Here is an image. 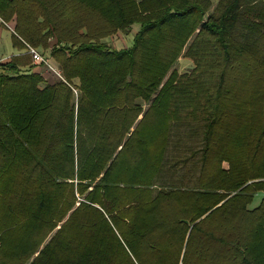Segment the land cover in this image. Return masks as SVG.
Instances as JSON below:
<instances>
[{
    "label": "trees",
    "instance_id": "16d2710c",
    "mask_svg": "<svg viewBox=\"0 0 264 264\" xmlns=\"http://www.w3.org/2000/svg\"><path fill=\"white\" fill-rule=\"evenodd\" d=\"M212 6L0 0L14 47L54 33L64 75L0 64V264H264V52L236 35L264 39V0ZM175 125L202 128L198 176L159 186Z\"/></svg>",
    "mask_w": 264,
    "mask_h": 264
},
{
    "label": "rangeland",
    "instance_id": "374dc122",
    "mask_svg": "<svg viewBox=\"0 0 264 264\" xmlns=\"http://www.w3.org/2000/svg\"><path fill=\"white\" fill-rule=\"evenodd\" d=\"M212 1V8L210 10V13H212L216 6L218 5L219 0H211ZM8 29L12 30L13 33L15 28V23H4ZM140 26L139 25H133L130 32L127 34L124 32H118L113 36H109L106 39H103L102 42L106 43L109 48L114 50H120V49H129L134 44V36L138 32ZM241 33H244L246 35H249L251 38L255 39V44L260 49L261 52H264V39L260 37H252L250 35V31L246 29H238L236 31V35L240 40H244V38L241 36ZM11 35V34H10ZM12 37V36H11ZM49 48L48 50H45V52L42 51V49H37L40 53L45 55V58L47 59L48 63L53 67V69L60 75L57 76L54 72L49 70V67L45 65H39L34 64L37 66L42 67V71H48V73L52 74L59 78V80H64V75L62 68L59 66V64L53 59L49 57V52L57 46V38L55 37V34L53 33V36L48 41ZM70 47V44H69ZM10 49H13L12 44L10 42L9 45ZM18 51L22 50L19 48H14ZM12 52V51H11ZM17 52V51H16ZM6 54H10V51ZM47 56V57H46ZM194 67V63L192 60L181 57L176 64L173 66V70H177L180 74L190 71ZM54 78V77H53ZM54 81V79L51 78V81ZM75 82L78 84L79 80H75ZM75 89V88H74ZM78 89L74 90L75 95V103L78 102V96H79ZM143 104V103H142ZM203 143V134H202V128L201 126H174L172 130V144L167 154V161L164 166V172L159 180V186H168L172 181H178L180 179L186 180L184 183H190L191 185L196 183V178L198 176V169L199 167L197 165L193 166L192 157L194 155L193 150H199ZM184 161H187V163H184ZM263 193L259 192L256 194L252 204L250 205V209H254L258 207L262 201ZM39 253L36 254L38 256ZM33 261V258L28 262L30 264Z\"/></svg>",
    "mask_w": 264,
    "mask_h": 264
},
{
    "label": "crops",
    "instance_id": "0c3cea01",
    "mask_svg": "<svg viewBox=\"0 0 264 264\" xmlns=\"http://www.w3.org/2000/svg\"><path fill=\"white\" fill-rule=\"evenodd\" d=\"M11 36H13V31L8 29V27H6L5 25H3L0 20V64L10 63L11 60L16 57H24L28 55L30 56L28 52V47L20 51H18L17 49H14L16 47H14L13 45ZM10 42L12 44L13 49L9 48ZM9 51H10V54H6ZM41 68L42 67L35 65L33 62L27 67H25L26 70H32L33 72H39ZM46 77L49 79L52 78L51 75L47 71H46ZM147 108H148V104L143 103V109L146 110Z\"/></svg>",
    "mask_w": 264,
    "mask_h": 264
},
{
    "label": "built area",
    "instance_id": "2783aa9c",
    "mask_svg": "<svg viewBox=\"0 0 264 264\" xmlns=\"http://www.w3.org/2000/svg\"><path fill=\"white\" fill-rule=\"evenodd\" d=\"M28 47V52L29 54L32 56L33 58V62L35 64H39V65H45L47 67H49V70L54 72L57 76L60 77V75L53 69V67L48 63L47 59L45 58V56H43L37 49L27 46Z\"/></svg>",
    "mask_w": 264,
    "mask_h": 264
}]
</instances>
